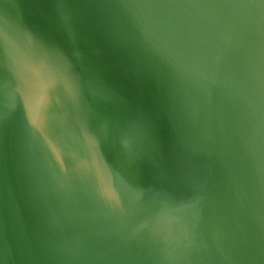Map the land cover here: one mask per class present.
<instances>
[{
  "label": "water",
  "instance_id": "1",
  "mask_svg": "<svg viewBox=\"0 0 264 264\" xmlns=\"http://www.w3.org/2000/svg\"><path fill=\"white\" fill-rule=\"evenodd\" d=\"M0 264H264V0H0Z\"/></svg>",
  "mask_w": 264,
  "mask_h": 264
}]
</instances>
